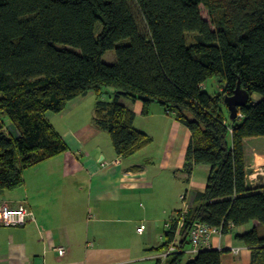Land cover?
Here are the masks:
<instances>
[{
    "label": "trees",
    "instance_id": "obj_1",
    "mask_svg": "<svg viewBox=\"0 0 264 264\" xmlns=\"http://www.w3.org/2000/svg\"><path fill=\"white\" fill-rule=\"evenodd\" d=\"M108 51L113 64L102 61ZM211 79L214 94L204 90ZM238 82L249 101L231 121L224 98ZM106 88L115 90L111 101L102 98ZM90 92L93 124L118 157L152 143L134 128L123 98L140 101L143 115L157 104L190 131L186 173L210 168L205 191L192 194L185 213L168 220L162 244L148 250L161 256L176 245L155 264H222L221 251L187 255L196 223L223 236L253 223L264 227V185L247 187L244 152L245 140L264 137V0H0V192L19 188L25 170L67 152L46 114H60ZM258 226L235 235L251 264H264Z\"/></svg>",
    "mask_w": 264,
    "mask_h": 264
},
{
    "label": "crops",
    "instance_id": "obj_2",
    "mask_svg": "<svg viewBox=\"0 0 264 264\" xmlns=\"http://www.w3.org/2000/svg\"><path fill=\"white\" fill-rule=\"evenodd\" d=\"M95 103L96 96L90 92L70 101L60 114H46L68 150L25 170L19 188L0 192V205L25 206L34 217L22 227L0 226V264H113L115 261L107 258L111 238H121L118 233L127 229L108 224L136 221H140L137 229L143 227L141 233L137 232L142 238L141 249L148 248L144 249L145 256L138 254L134 260L148 261L150 257L156 262L157 255L148 250L162 244L166 222L184 209L180 197L186 194L189 201L193 193L205 191L210 168L195 166L191 174L185 172L191 133L172 115L156 104L143 115L140 101L132 103L122 98L120 103L135 114L134 128L152 138V143L137 155L123 159L113 147L100 142L107 133L93 124ZM154 117L161 123L152 124ZM156 134L161 143L156 153L146 156L156 142ZM255 161L264 162V157L257 155ZM246 167L253 169L249 163ZM250 180L256 182L251 176ZM142 199L147 202L145 216L136 219L137 201ZM248 226L252 229L258 224ZM246 228L212 237V245L224 250L222 264H251L250 251L235 239V235L249 231ZM61 246L66 248L62 257L53 251ZM231 248H240V253L231 254Z\"/></svg>",
    "mask_w": 264,
    "mask_h": 264
},
{
    "label": "rangeland",
    "instance_id": "obj_3",
    "mask_svg": "<svg viewBox=\"0 0 264 264\" xmlns=\"http://www.w3.org/2000/svg\"><path fill=\"white\" fill-rule=\"evenodd\" d=\"M200 15L201 17L206 20L210 25L211 28L214 29L211 23L210 16L207 12V10L203 7L200 6ZM137 22L141 30H144V23L139 15H137ZM102 61L107 64H113L115 62V53L114 51H108L106 52L103 57ZM204 90L208 92L209 94H214L218 90V84H216L215 79L209 80L205 85H204ZM115 95V90L113 88H106L104 90L103 94V99L104 100H109L111 96ZM258 99L259 97L256 96ZM157 105V104H156ZM159 106V105H158ZM160 107V106H159ZM152 124H158L161 123L159 119L156 117L152 118L150 120ZM169 120L166 122V126L169 128ZM6 126H9L7 123ZM154 132V131H151ZM153 134V133H152ZM161 134V133H160ZM104 138L101 139L100 142H102V145L106 146L107 148H112V144L109 138V135L103 134ZM162 135V134H161ZM156 136V142L154 145L151 146L146 151V156L152 155L156 153L157 147L159 146L158 144L161 143L159 135ZM158 136V137H157ZM164 136V135H162ZM113 149V148H112ZM244 152H245V161L248 164L252 165V168L256 170V172H252L251 175L253 179L257 181L258 175H262L264 179V162H256L255 158L257 155L264 157V137H257V138H250L244 143ZM146 158V157H145ZM144 163V161L142 162ZM264 185V180L261 183ZM147 202L145 200L137 201L138 205V213L137 211L134 213L135 218L137 219L138 217L143 218L145 216V210L147 207ZM147 220V218H145ZM140 221L133 222L131 224H120V223H112L110 222L108 225L112 228L114 227H125L124 229H127V231L119 232L118 235L121 236V238H117L115 235L112 236L111 238V252L108 254L107 258L109 262H114L113 264H154L155 260H151L149 257L148 261H135L134 258L143 255L145 256L146 253L144 249H141L142 246V238L137 235V227L139 226ZM144 223V222H143ZM145 224V223H144ZM147 224V223H146ZM160 227V226H159ZM160 229V228H159ZM247 230H250L249 226L246 228ZM258 233L260 235H264V227H260L258 229ZM156 240L159 241L158 236L156 237ZM120 258H123V260L120 261ZM188 259V257H187ZM186 259V260H187ZM109 264V263H108Z\"/></svg>",
    "mask_w": 264,
    "mask_h": 264
},
{
    "label": "built area",
    "instance_id": "obj_4",
    "mask_svg": "<svg viewBox=\"0 0 264 264\" xmlns=\"http://www.w3.org/2000/svg\"><path fill=\"white\" fill-rule=\"evenodd\" d=\"M253 175H251L252 178ZM187 195L184 194L180 197V201L184 205V209L182 210V214L185 213L188 207ZM34 220L33 213L26 208L25 206H18L16 208H10L6 204L0 205V226L6 228H18L26 225L29 221ZM182 225V221L179 222V226ZM169 228V221L165 224V229ZM143 231V227L137 229L138 233ZM222 237V232L220 228L210 227L204 223H196L193 225L192 229L189 233V242L190 247L186 251L187 255H195L201 250L204 249H213L217 251L223 252L224 250L220 247H214L212 245L211 239L212 237ZM65 247H55L53 251H55L60 257L65 254ZM177 251L176 245L172 244L167 253L161 256L157 255V258H164L167 254L174 253ZM229 252L233 255H238L240 253V248H231Z\"/></svg>",
    "mask_w": 264,
    "mask_h": 264
},
{
    "label": "water",
    "instance_id": "obj_5",
    "mask_svg": "<svg viewBox=\"0 0 264 264\" xmlns=\"http://www.w3.org/2000/svg\"><path fill=\"white\" fill-rule=\"evenodd\" d=\"M224 101L226 103L227 110L229 112V120L234 121L238 115V110L245 106L249 101V94L242 89L240 82L237 83L236 89L232 96L225 97ZM252 172H256L255 169H246L247 187L254 188L259 186L263 182L262 175H258L257 181L251 183L250 176Z\"/></svg>",
    "mask_w": 264,
    "mask_h": 264
}]
</instances>
